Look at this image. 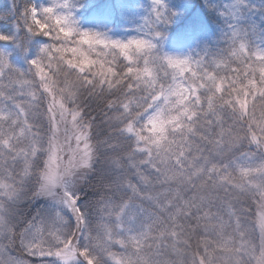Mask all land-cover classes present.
Listing matches in <instances>:
<instances>
[{
  "label": "snow or ice",
  "instance_id": "1",
  "mask_svg": "<svg viewBox=\"0 0 264 264\" xmlns=\"http://www.w3.org/2000/svg\"><path fill=\"white\" fill-rule=\"evenodd\" d=\"M79 6L0 13V264H264V46L171 55L164 0L126 38Z\"/></svg>",
  "mask_w": 264,
  "mask_h": 264
},
{
  "label": "rangeland",
  "instance_id": "2",
  "mask_svg": "<svg viewBox=\"0 0 264 264\" xmlns=\"http://www.w3.org/2000/svg\"><path fill=\"white\" fill-rule=\"evenodd\" d=\"M119 11L115 8L118 2L113 0H79L80 6L77 8L75 15L82 28H91L100 32L107 33L113 38H126L136 34V29L143 24V18L148 15L151 8V0H120ZM261 0H245V3L239 6L237 19L221 15L226 5H231L234 0H164L167 9L174 13L171 19L178 16V10L184 9L188 13H195L194 18L196 28L184 31H172L165 34L162 38H157L156 43L162 49L171 55L178 56H196L205 51L214 53L226 47L225 34L229 32V26L238 24L245 31L249 40L256 45L264 46V31L261 28L262 22L258 17L257 4ZM263 1V0H262ZM40 3H47L48 0H35ZM11 0H5V5L1 8L9 9ZM210 11L215 18L208 24L207 20L202 19L204 8ZM176 10V11H175ZM190 17V16H189ZM218 18V22L216 20ZM202 19V20H201ZM208 24V26H206ZM211 26V28H210ZM147 29H145L146 31ZM0 31L11 34L13 25L11 18L9 20H0ZM46 42V38L40 37L31 46L29 57L34 56L37 52V44ZM0 48H4L11 53L10 59L14 65L21 68L26 67L24 59L13 46L12 43L0 42Z\"/></svg>",
  "mask_w": 264,
  "mask_h": 264
},
{
  "label": "trees",
  "instance_id": "3",
  "mask_svg": "<svg viewBox=\"0 0 264 264\" xmlns=\"http://www.w3.org/2000/svg\"><path fill=\"white\" fill-rule=\"evenodd\" d=\"M115 3L118 2V4L115 5V8L117 9V11H119V7H117V5H120L121 1L120 0H113ZM257 8H258V14H259V19L262 22V26L261 28L264 31V0L259 1L258 3H256ZM5 5V0H0V13L6 12L8 10L7 6H4L6 9L4 10V8L2 9L1 6ZM202 8H204V11H202V13H204V16L201 15L202 19L207 20L208 24L212 22H214L213 20L215 19L209 10H207V8L205 6H201ZM176 11V10H175ZM178 16H176L173 19H170L169 23L166 24L162 30L165 34H172L171 32L176 31L177 29L179 31H184L187 29H192V28H196L195 25V21L194 18L196 16L195 13H188L186 12L183 8L178 10ZM190 16V17H189ZM201 19V20H202ZM217 22H218V18H216ZM208 24L206 26H208ZM177 28V29H176ZM211 28V26H210Z\"/></svg>",
  "mask_w": 264,
  "mask_h": 264
}]
</instances>
